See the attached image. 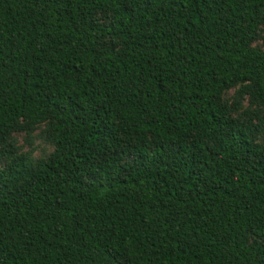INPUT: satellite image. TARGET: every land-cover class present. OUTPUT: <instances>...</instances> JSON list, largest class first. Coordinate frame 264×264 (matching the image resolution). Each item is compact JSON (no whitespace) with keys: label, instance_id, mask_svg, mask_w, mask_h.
<instances>
[{"label":"trees","instance_id":"16d2710c","mask_svg":"<svg viewBox=\"0 0 264 264\" xmlns=\"http://www.w3.org/2000/svg\"><path fill=\"white\" fill-rule=\"evenodd\" d=\"M264 0H0V264H264Z\"/></svg>","mask_w":264,"mask_h":264},{"label":"rangeland","instance_id":"374dc122","mask_svg":"<svg viewBox=\"0 0 264 264\" xmlns=\"http://www.w3.org/2000/svg\"><path fill=\"white\" fill-rule=\"evenodd\" d=\"M254 45L264 50V31ZM240 89L241 86L237 85L225 91L220 97V102L229 108L230 115L239 123L250 121L252 124H258L264 107L252 101L249 96L242 97ZM47 128V124H41L24 126L14 131L0 145V166L4 167L17 155H28L35 163L48 159L54 151V145L49 141ZM258 141H264L263 134L258 136Z\"/></svg>","mask_w":264,"mask_h":264}]
</instances>
